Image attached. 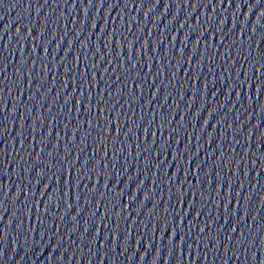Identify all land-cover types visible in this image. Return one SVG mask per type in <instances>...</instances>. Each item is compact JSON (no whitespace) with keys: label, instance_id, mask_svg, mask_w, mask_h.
<instances>
[{"label":"water","instance_id":"1","mask_svg":"<svg viewBox=\"0 0 264 264\" xmlns=\"http://www.w3.org/2000/svg\"><path fill=\"white\" fill-rule=\"evenodd\" d=\"M0 264H264V0H0Z\"/></svg>","mask_w":264,"mask_h":264}]
</instances>
